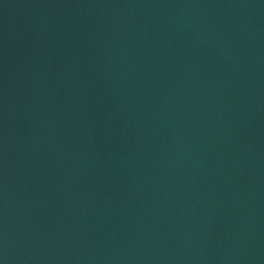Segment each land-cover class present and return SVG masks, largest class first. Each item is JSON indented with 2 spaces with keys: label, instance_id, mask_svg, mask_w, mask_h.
Listing matches in <instances>:
<instances>
[{
  "label": "water",
  "instance_id": "water-1",
  "mask_svg": "<svg viewBox=\"0 0 264 264\" xmlns=\"http://www.w3.org/2000/svg\"><path fill=\"white\" fill-rule=\"evenodd\" d=\"M0 264H264V0H0Z\"/></svg>",
  "mask_w": 264,
  "mask_h": 264
}]
</instances>
